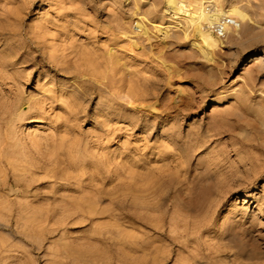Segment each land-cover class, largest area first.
Wrapping results in <instances>:
<instances>
[{"label":"rangeland","instance_id":"rangeland-1","mask_svg":"<svg viewBox=\"0 0 264 264\" xmlns=\"http://www.w3.org/2000/svg\"><path fill=\"white\" fill-rule=\"evenodd\" d=\"M168 1L0 0V264H264V0Z\"/></svg>","mask_w":264,"mask_h":264},{"label":"bare ground","instance_id":"bare-ground-1","mask_svg":"<svg viewBox=\"0 0 264 264\" xmlns=\"http://www.w3.org/2000/svg\"><path fill=\"white\" fill-rule=\"evenodd\" d=\"M171 3V9L173 10V15L175 14H184V16L188 17L190 24L193 25L194 30L197 32V34L201 37V41L203 46L209 51L214 49L219 45L218 39L214 38L209 32V27L220 20L222 17L230 18L231 16H239L243 17L236 11V9H231L227 11H221L218 8L212 13V11H208L205 8L206 7H197L194 9V11H190V5H188L189 9H187V5L183 4L184 2L182 0L176 1V0H169L168 3ZM198 3V2H197ZM201 5V4H200ZM198 6V5H197ZM194 7V6H193ZM197 9V10H196ZM234 21V25L238 26V23L234 18H230ZM139 24V23H137ZM142 24V23H141ZM144 26V25H143ZM141 27V26H140ZM229 28V27H228ZM227 28V30H228ZM256 60L254 58L252 61ZM62 96V95H61ZM49 100V99H48Z\"/></svg>","mask_w":264,"mask_h":264},{"label":"built area","instance_id":"built-area-1","mask_svg":"<svg viewBox=\"0 0 264 264\" xmlns=\"http://www.w3.org/2000/svg\"><path fill=\"white\" fill-rule=\"evenodd\" d=\"M234 21L227 17H222L220 20L210 26L211 31L218 37H224L228 27H234Z\"/></svg>","mask_w":264,"mask_h":264}]
</instances>
